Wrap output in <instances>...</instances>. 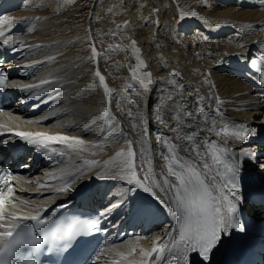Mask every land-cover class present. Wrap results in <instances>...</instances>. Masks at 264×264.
Listing matches in <instances>:
<instances>
[{
    "label": "bare ground",
    "instance_id": "obj_1",
    "mask_svg": "<svg viewBox=\"0 0 264 264\" xmlns=\"http://www.w3.org/2000/svg\"><path fill=\"white\" fill-rule=\"evenodd\" d=\"M63 1L64 14L63 16L60 14V17L62 16L60 19L57 17L59 12L56 13L54 0H0V13H2L0 31L5 33L3 37H0V41H8L6 45L9 46L12 53L16 54L14 60H19L25 65L33 64L34 61H45L49 56L53 58L45 63L35 64L31 68L23 67L21 69V73L25 71L32 74L34 69L39 67L33 74L34 77L27 81L31 82L30 85H37L42 79H47L49 83L41 88L30 89L35 92H27V97L31 100L30 107L17 115L7 111L3 112L0 123L5 125V129H15L18 132L36 130L53 135L77 137L85 142L75 150H68L59 143L57 148L64 153L63 156L44 155L42 159L49 160L52 167L44 168L41 185L37 182L32 186L25 183L24 178L22 179L21 182L27 186L25 190L27 196L16 203L15 212H32L41 209L57 198L69 196L70 192L77 189L83 182H93L99 177L103 182L100 188L107 191L108 200L111 199L105 200L107 206L117 198L108 207L119 204L131 213L142 209L148 214L151 221L156 223L165 221L164 224L173 226L174 219L167 208L160 204L158 199L142 190H136L135 197L131 202L121 203L118 201L121 190L125 191L128 185L118 178L119 174L124 173L119 172L117 168L119 161L113 162V157L118 151H126L127 144L124 137L136 142L133 144L136 154H140L141 147L150 148L153 168L157 174L156 179L162 183L159 174L165 161L156 153L167 150L157 144L156 133L160 132L164 136L171 137L174 144L179 145L181 141L175 138V133L158 123L156 118L158 115L162 116L167 123L175 125L176 122L172 117L179 115L184 120V126L179 129L181 135L199 131L197 143L202 149L206 138L210 141L216 140L220 146H226L230 151H234L238 162H246L247 157L244 152L251 151L252 147L251 149L248 147L246 150L242 149L239 144L230 143V141L225 144L222 134L218 137L215 132L209 133L206 128L214 127L216 131H221V125L227 121L255 120L257 118L256 113L260 111V105L251 94L250 86L246 82L247 77L245 75L237 77L236 75H239L240 71L232 70V67L237 66L238 60L242 59L243 54L252 45H261L264 40V7H255L253 0H207L206 5L203 6L201 0H190V4L179 5L180 8L177 12L169 3L171 0H110L109 3L113 4L110 10L117 12H111L116 15H108L106 20L104 19V24L106 26H108L107 24L114 25V21L119 22L122 18V15H117L119 12L128 13L127 21L130 30L125 34L123 29H119L120 27L118 30L114 28L116 39L111 38L113 41L119 39L118 43L123 48V54L129 55L127 51H130L132 56L129 57V60H124L122 56L115 57L113 60L111 59L113 63H104L105 66H103V64H99V57L95 61L89 59L90 55L86 57L85 44L82 47L79 46L83 37H77L76 33L72 34V27H76L77 30L82 28V23H71L69 20L59 21L69 13L71 7L70 0ZM98 2L101 1L98 0ZM119 3H134V8L139 10L137 13L143 15L142 21H146L148 24L140 26V21H136L138 16L136 17L135 12L134 15L132 14V8L130 9L128 6L121 8ZM108 5L104 6L106 7L104 10L108 9ZM153 9L158 11L153 12ZM185 9H189V12H186ZM180 12L184 13L183 19H181ZM95 20L98 21L97 18ZM102 25H98L100 26L97 29L98 34H112L110 30L112 26H104L106 27L104 28ZM245 25L252 27L244 28ZM175 32L179 33V37L176 39L173 34ZM126 36L129 37V41H132L131 44L123 42V37ZM186 36H195L199 47L186 52V44L191 40ZM133 41L135 45H138L141 54H137L129 46L125 47V45L132 46ZM38 45L42 47V50L36 49ZM137 55H140V59L144 61V66L138 70L137 74L140 75L144 72L151 74L150 78L153 83L150 85V94L148 90L141 88L139 82L133 79L132 75L129 76L138 63L137 59L136 61L133 59ZM199 58L202 60H198ZM84 60L88 65L93 66V73L88 71L87 67L82 66L84 69L80 70L78 65L75 66L76 63ZM97 68L105 77L106 85L111 90L109 95L103 99V88L99 82L96 83L98 87L94 89H89L86 84L88 81L86 74H94ZM121 69L126 72H122ZM111 72L114 73L113 77L108 76ZM173 73H179V75H173ZM181 89L183 97L188 98L185 104L186 110L190 113L188 118L183 117L182 110L176 108L175 102L181 99ZM88 93L91 97L89 98L90 102L87 98L82 103H78V100ZM169 94H172V100H167ZM38 95H43L44 98L38 97ZM209 96L218 97L222 101L219 111H216L215 102L208 100ZM199 98H203L201 104L205 114L210 118L207 121L199 115L200 109L196 104ZM129 100L134 101V106L131 107L133 110L136 109L133 111L135 119L132 123H139L141 116L149 122L147 144L140 142L142 138L138 132L131 129V132L127 131L126 133L123 130L126 122L124 124L118 120L116 103L119 101L128 103ZM102 105H104L103 110L101 109ZM246 109L248 111L244 112ZM101 110L103 114L98 117V112ZM193 120L199 122V127L195 125L188 127ZM213 120H215L214 125ZM94 134L96 136H93ZM183 146H188V142L183 141ZM86 154H90L91 158H86ZM138 154L136 162L140 165L141 159ZM181 155L188 156V153L181 151ZM259 169L257 164L254 170L264 176V171ZM139 178L143 180L144 173H140ZM66 182L70 183V188L73 190L66 194H57V189L63 187ZM154 191H156L159 200L165 198L164 192L159 189H154ZM33 193L36 198H29L28 196ZM133 204L134 209L130 210L129 207ZM7 222L15 223L16 221L9 218ZM168 228L165 226L162 234L156 235L151 240L132 238L115 245H107L98 264H145V261H149V257L142 255V252H150L158 240L167 242L169 236L166 229ZM245 254L238 252L234 257L228 258L225 264H231L235 258ZM151 261L156 264L155 256L151 258Z\"/></svg>",
    "mask_w": 264,
    "mask_h": 264
},
{
    "label": "snow or ice",
    "instance_id": "obj_2",
    "mask_svg": "<svg viewBox=\"0 0 264 264\" xmlns=\"http://www.w3.org/2000/svg\"><path fill=\"white\" fill-rule=\"evenodd\" d=\"M206 3L207 0H201L202 6ZM157 11V9H153V12ZM180 16L183 19L184 13L180 12ZM128 23V21H125L124 27ZM243 27L249 28L252 26L245 25ZM4 35L5 33L0 31V37ZM112 35L115 36L116 32L113 31ZM4 43L7 44L8 41L5 40ZM133 49L136 53L139 52L134 41ZM97 57L98 53L93 45L91 47V59L96 60ZM52 59L49 56L46 57L45 61H34L33 64H25L23 67L25 69L31 68L35 64L45 63ZM136 59L138 63L132 69L131 75L133 79L139 82L141 88L148 90L150 94V85L153 83L150 78L151 74L144 72L138 75L137 72L144 66V61L140 59L139 55ZM250 67L259 73L258 82L261 86H264V56L261 57L259 63L256 59H252ZM94 74L99 78L104 96H108L111 90L106 85L105 77L98 68ZM173 75H179V73H173ZM6 81L7 76L4 74V70L0 69V87L4 86ZM48 83L47 79H42L39 84L26 85L22 90L41 88V86ZM182 91L181 89L180 101L175 102L176 108L182 110L183 117L188 118L190 113L185 107L188 98L183 97ZM172 99V94H169L167 100ZM202 99H197L196 104L200 109L199 115L207 121L210 118L204 112V107L201 104ZM208 100L215 102L217 105L216 111L220 110L222 101L218 97L209 96ZM128 105L134 106V101L129 100ZM127 115L129 120L135 119L132 112ZM156 119L158 123L175 133V138L181 141L179 145L174 144L171 137L164 136L160 132L156 133L157 144L167 150L166 152L156 153L165 161L159 174L162 183L156 179L157 174L153 168L150 148L141 147L139 154L141 163L138 165L136 162L137 154L133 149V144L136 142L124 137L127 144L126 151H118L113 157V162L119 161V172L124 173L119 174L118 178L126 182L129 186L128 191L139 189L158 199V202L167 208L175 222L174 226L166 229L170 238L167 242L158 240L150 252H142V255L149 257V261H145V264H153L151 261L153 256H155V262L164 260L166 253L168 256H175L180 264H193L192 255L199 258V264H212V257L216 250L227 244L234 233H245L248 230L241 215V205L245 202L240 175L243 161L238 162L234 151H230L226 146H220L216 140L210 141L206 138L202 149L197 143V137L200 135L199 131L181 135L179 129L184 126V120L179 115H173L172 117L173 121L176 122L175 125L167 123L165 118L159 115ZM148 123L141 116L139 123H132L131 125L133 131L141 135L140 142L142 144L148 142ZM212 123L214 125L215 120ZM193 125L199 127V122L193 120L188 127ZM206 130L209 133L215 132L218 137L221 136L222 132L225 144L228 139L247 143L249 138L257 133L256 128L245 124L229 126L225 123L221 131H216L214 127H208ZM14 135L34 146L37 152H43L45 156H51L52 154L64 155L63 152H58L56 148H49L54 143L63 144L68 150H75L85 143L77 137L64 135L29 132H15ZM183 141H187L188 146H183ZM181 151L187 152L188 156L181 155ZM244 155L246 157L250 156L252 161L258 164L260 170L264 171V161L257 159L255 150L245 151ZM140 173H144L143 180L139 178ZM12 175L10 169L0 168V264H38L35 259V250L41 245L47 243L49 246H53L58 242H65L63 246L66 249L67 242L73 238L98 230L96 221L85 220L67 226L56 222L55 226H51L47 230L46 235L38 234L39 230L49 224L52 216L45 218L39 212L35 215H16L6 211V205L13 202L14 189L10 184ZM154 189L164 192L165 198L159 200ZM70 190L73 189L70 188V183L66 182L63 187L57 189V194H66ZM118 206L119 204L112 205L106 212L111 211L112 207ZM59 207H64V205ZM9 218L12 221L23 220L34 223L31 225L8 223ZM25 248L29 249L26 254L21 251ZM93 264H95V261H93Z\"/></svg>",
    "mask_w": 264,
    "mask_h": 264
},
{
    "label": "rangeland",
    "instance_id": "obj_3",
    "mask_svg": "<svg viewBox=\"0 0 264 264\" xmlns=\"http://www.w3.org/2000/svg\"><path fill=\"white\" fill-rule=\"evenodd\" d=\"M99 1H101V2H98V0H70V2H71V7L69 8V13L65 16V17H63L62 18V20H59L60 22H62V21H67V20H69V22H71V23H77V24H79V23H82L81 25H82V28H79V29H77L76 30V27H72V29H71V31H72V34H74V33H76V36L77 37H83L82 38V41H81V43H80V45L79 46H83L84 44H85V53H87V55H86V57L88 56V55H90V57H91V47L94 45L95 46V48H96V50H97V53H98V59H100V62H99V64L101 65V64H103V66H105V64H111V63H113L112 62V60L115 58V57H121L122 56V58L124 59V60H129V57L130 56H132L131 55V53L132 52H130V51H127L128 53H129V55H124L123 54V48L121 47V45H119L120 43H118L119 42V39H117V41L116 40H114L113 41V39H116V35L113 37L112 36V34L111 33H109V34H107V35H103V34H98V32H97V29H98V27H100V26H98V25H102L103 27L104 26H106V24H104V22H105V18H107L108 17V15L110 16V15H116L115 13L117 12L116 10H110L113 6H111V5H113V4H111V3H109L110 2V0H99ZM102 1H104V2H102ZM106 1H107V3H106ZM189 1L190 0H171L169 3H170V5L171 6H173V8L178 12V9L180 8L179 7V5H186L187 3H189ZM103 4V5H102ZM105 4V5H104ZM109 4V5H108ZM126 4V5H125ZM190 4V3H189ZM100 5V6H99ZM102 5V6H101ZM107 5H108V11L107 10H104L106 7H107ZM119 5L121 6V8H123L124 6L126 7V6H128L131 10H133V12H132V14L134 13V14H136V21L137 22H139L140 21V26H144L143 24H145V25H147L148 24V22H146V21H142V19L143 18H141V17H143V15L141 14V13H137V12H139V10H137L136 8H134L135 7V4L134 3H130V4H127V3H123V4H120L119 3ZM54 6H55V9H56V13L57 12H59V13H57V17L58 18H60L61 19V17L63 16V7H64V1L63 0H54ZM94 6V7H93ZM104 6H106V7H104ZM132 6V7H131ZM58 7V8H57ZM61 7V8H60ZM92 7V8H91ZM103 7V8H102ZM91 8V9H90ZM96 8H98V9H96ZM62 9V10H61ZM93 9V10H92ZM100 9V10H99ZM99 11V12H97L96 13V11ZM104 10V11H103ZM110 10V11H109ZM186 10V12H189V9H185ZM102 13H104V14H102ZM106 12H107V14H106ZM111 12H115V13H111ZM91 13V14H90ZM96 13V14H95ZM111 13V14H110ZM125 13H126V15H125ZM124 14H122V12H119L117 15H122V18L119 20V22L118 21H114L113 23H114V25H109V24H107L108 26H112L111 27V31L113 32V31H115V29L117 28V30H118V26H120L121 24H123V25H121L120 26V30L121 29H123L122 31H125V34H127V32L130 30V26H129V24L126 26V28H124V24H125V21H127L128 20V18H129V16H128V13L127 12H125ZM60 14L62 15L61 17H60ZM133 14V15H134ZM139 14H140V16H139ZM100 15V16H99ZM103 15H104V17H103ZM105 15H107V16H105ZM124 15V16H123ZM97 16V17H96ZM94 17H95V19L97 18L98 19V21L97 20H95L94 19ZM125 17V18H124ZM86 18H87V20H86ZM93 18V19H92ZM141 18V19H140ZM66 19V20H65ZM105 19V20H104ZM123 20V21H122ZM90 22L89 24L87 23V22ZM103 23H102V22ZM98 22V23H97ZM101 22V23H100ZM122 22V23H121ZM145 22V23H144ZM86 23V24H85ZM118 24V25H117ZM177 25V24H176ZM84 26V27H83ZM89 26V27H88ZM91 26V27H90ZM108 26H106V27H108ZM114 26H116V27H114ZM88 27V28H87ZM106 27H104V28H106ZM75 28V30H73ZM84 28V29H83ZM115 28V29H114ZM128 28V29H127ZM91 29V30H90ZM90 30V31H89ZM116 30V31H117ZM89 31V32H88ZM132 32H133V29H132ZM95 33V34H94ZM134 34H135V31L133 32ZM133 33H131V35H133ZM174 34V38L176 39L178 36H179V33H177V32H175V33H173ZM97 35H98V37H97ZM108 35H111L110 37L108 36ZM101 36V37H100ZM107 38H106V37ZM129 37H130V35H128ZM128 36H126V37H123V42H125V44H131L132 43V41H129V37ZM89 37H91V39H89ZM105 37V38H104ZM113 39H112V38ZM192 37H195V36H192ZM192 37H188V36H186V38L187 39H190V38H192ZM196 38V37H195ZM110 39V41H108ZM197 39V38H196ZM112 41H113V44H112ZM193 42H194V38H193ZM192 42V43H193ZM191 43V41L187 44V45H189ZM21 44H23V42H21ZM68 44H70V43H68ZM191 45V44H190ZM192 45H194V44H192ZM64 46H66V45H64ZM75 46V45H74ZM73 46V47H74ZM77 46H78V44H77ZM113 48H112V47ZM119 48H117V47ZM126 46H129L132 50H134L133 49V45L132 46H130V45H125V47ZM137 48H138V45H135ZM114 47H116L115 48V50H114ZM195 47H199V45H198V43H196L195 44ZM36 49H39V50H42V47H37ZM139 49V48H138ZM111 51V52H110ZM113 51H115L114 53H113ZM119 51V52H118ZM189 51V48L186 50V52H188ZM106 53V54H105ZM197 53V52H196ZM103 54V55H102ZM105 54V55H104ZM137 54H141V51H140V49H139V52L137 53ZM40 55V54H39ZM102 55V56H101ZM115 55H117V56H115ZM191 55H193V54H191ZM139 57L141 58V56L139 55ZM89 59H91V58H89ZM88 59V60H89ZM112 59V60H111ZM134 59V61H136V58L134 57L133 58ZM198 60H202L201 58H199ZM95 61V60H94ZM199 61V62H200ZM83 62H85V60L83 61ZM78 63V64H76V66L78 65V67H80V70H82V69H84L85 67H87V70L88 71H91V73H93V71H92V69H93V66H91V65H88V63L87 64H85V63ZM87 62V61H86ZM109 62V63H108ZM105 63V64H104ZM93 64V63H92ZM87 65V66H86ZM82 66H84V68L82 67ZM122 68V67H121ZM94 69H96V68H94ZM122 70V69H121ZM122 72H126L124 69L122 70ZM130 72L128 71V74H129ZM106 74V73H105ZM112 74V75H111ZM86 76H87V78H88V81L86 82V84H88V88L89 89H94V88H97L98 86L96 85V83L97 82H99V79L95 76V74H91V75H89V73L88 74H86ZM108 76H114V73L113 72H111ZM129 76H131V73L129 74ZM90 96V93H88V94H86L84 97L82 96V98H81V100H78V103H82L84 100H86L87 98H88V101L90 102V100H89V98H91V97H89ZM103 98H105V96H103L102 95V99ZM96 101V100H95ZM92 102V101H91ZM105 102V101H104ZM122 102V103H121ZM118 103H120V104H118ZM116 106H117V112H118V117H119V121H121V122H126V124H125V127H126V129H125V131L127 132L128 131V133H129V131L131 132V129H132V127H131V125H132V122H133V120H129V118H127L128 117V115L126 116V114H128L129 112H132L133 114H134V110H136V109H132V107L131 106H129L128 105V103H126V102H124V101H119V102H117L116 103ZM125 106V107H124ZM124 107V108H123ZM128 107V108H127ZM96 108V107H95ZM103 108H104V105H102V107H101V109L103 110ZM126 111H125V110ZM95 110H97V109H95ZM101 110V112H98V117H100V116H102V114H103V111ZM120 110V111H119ZM125 112H124V111ZM129 111V112H128ZM123 112V113H122ZM101 113V114H100ZM121 114V116H119ZM134 116H135V114H134ZM122 119H121V118ZM126 117V118H125ZM124 120V121H123ZM127 121H129L128 122V124H127ZM129 127H128V126ZM128 129V130H127ZM133 130V129H132ZM118 167V166H117ZM128 189H129V186L127 187V189L124 191V190H121V193H120V196H119V198H118V201L119 202H121V203H125V202H131L132 201V199L135 197V192H136V190L134 189V191H128ZM132 192V193H131Z\"/></svg>",
    "mask_w": 264,
    "mask_h": 264
}]
</instances>
